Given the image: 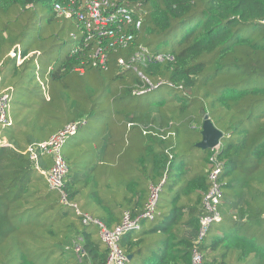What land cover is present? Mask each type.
Returning <instances> with one entry per match:
<instances>
[{"label": "trees", "instance_id": "trees-1", "mask_svg": "<svg viewBox=\"0 0 264 264\" xmlns=\"http://www.w3.org/2000/svg\"><path fill=\"white\" fill-rule=\"evenodd\" d=\"M66 1L0 0V94L12 121L0 127V264H106L86 216L113 230L125 212L144 214L161 184L154 219L121 240L125 264H192L216 164L224 196L199 245L204 264H264V0H129L142 28L105 69L93 66L96 43L55 12ZM142 46L149 58L132 62ZM206 117L224 135L218 150L197 147ZM78 121L63 150L75 208L25 152Z\"/></svg>", "mask_w": 264, "mask_h": 264}, {"label": "built area", "instance_id": "built-area-1", "mask_svg": "<svg viewBox=\"0 0 264 264\" xmlns=\"http://www.w3.org/2000/svg\"><path fill=\"white\" fill-rule=\"evenodd\" d=\"M54 8L59 16L74 19L77 22L81 34L84 35L85 42L94 41L96 43V49L91 58L93 66L102 69L107 68L109 52L111 50L127 49L131 46L136 38V32H139L143 25L142 18L137 17V15L143 13L142 8L139 7L138 10L132 9L129 0H67L66 3L55 4ZM149 55V50L142 46L141 50L133 56L132 62L145 61L149 58ZM11 56L21 63L25 60L21 53L16 51H13ZM164 58L162 55L156 56L159 61H163ZM168 59L172 60L171 57H168ZM119 64L123 68H130V65L123 58L119 59ZM78 71L84 73L83 69H78ZM149 84L152 89L155 88L150 82ZM137 93L141 95L146 93V91ZM9 98V94L6 92L0 94V127L12 124L9 117ZM84 124L85 122L82 121L71 123L59 130L49 140L30 145L25 152L45 176L50 189L60 194L61 203L75 208L76 205L70 203L66 192L69 167L63 157V148L68 139L75 136ZM218 149L219 147L213 150ZM43 155L52 157L53 162L49 169L42 170L40 167V159ZM214 160L215 158H213ZM222 172V167L216 164L215 169L209 175L211 188L203 201L204 213L200 219V229L195 243L196 247L192 254V264H204V256L199 249V245L208 236L212 225L221 219L219 206L224 196L221 181ZM161 186L152 188V194L144 214L134 218L131 212H125L121 224L113 230L108 229L100 221L86 216L85 223L92 222L100 228L101 240L109 250L106 264H125L128 262V257L123 253L120 246L121 240L126 233L139 230L142 219H154ZM75 250L78 254L83 252L79 245L75 246Z\"/></svg>", "mask_w": 264, "mask_h": 264}, {"label": "water", "instance_id": "water-1", "mask_svg": "<svg viewBox=\"0 0 264 264\" xmlns=\"http://www.w3.org/2000/svg\"><path fill=\"white\" fill-rule=\"evenodd\" d=\"M223 136V133L206 117L202 126V140L197 144V147L202 150H213L219 147ZM131 259L132 256H128V261H131Z\"/></svg>", "mask_w": 264, "mask_h": 264}, {"label": "rangeland", "instance_id": "rangeland-1", "mask_svg": "<svg viewBox=\"0 0 264 264\" xmlns=\"http://www.w3.org/2000/svg\"><path fill=\"white\" fill-rule=\"evenodd\" d=\"M76 42L75 41H73L71 44H69L66 48H65V51H66V53H71L75 48H76ZM83 129V128H82ZM81 129V130H82ZM84 132V131H83ZM83 134V133H82ZM72 140V137L71 138H69L68 139V143L70 142ZM68 143H66V144H68ZM65 144V145H66ZM198 144V143H197ZM64 148H65V146H64ZM64 148H63V150H64ZM48 157H50L51 158V156H49V155H47ZM51 160H52V158H51ZM51 166H52V163H51Z\"/></svg>", "mask_w": 264, "mask_h": 264}, {"label": "crops", "instance_id": "crops-1", "mask_svg": "<svg viewBox=\"0 0 264 264\" xmlns=\"http://www.w3.org/2000/svg\"><path fill=\"white\" fill-rule=\"evenodd\" d=\"M23 58H24V57H23ZM24 59L26 60V58H24ZM25 60H24V61H25ZM22 63H23V62H22ZM22 63H21L19 60H17V64H18V65H21ZM29 146H30V145H29Z\"/></svg>", "mask_w": 264, "mask_h": 264}]
</instances>
